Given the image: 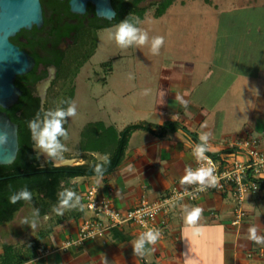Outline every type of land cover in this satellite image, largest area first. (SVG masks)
<instances>
[{"label":"crops","instance_id":"crops-1","mask_svg":"<svg viewBox=\"0 0 264 264\" xmlns=\"http://www.w3.org/2000/svg\"><path fill=\"white\" fill-rule=\"evenodd\" d=\"M242 40L243 38L238 37L234 42L237 46L230 51L233 56L236 51L232 63H228V60L226 63L222 62L225 64L223 65L211 61L195 87L183 84L190 88L189 93L172 94L173 100L168 101L164 110H156L160 114L159 119L147 120L154 124L176 120L184 127L168 130L162 136L143 130L134 131L124 159L113 171L71 179L77 183V190L81 191L80 202L76 203L74 199L73 204L83 205L82 192L91 184L97 186L99 195L111 198L115 206L123 210L138 205L144 198L153 200L164 196L174 186L191 185L181 184L180 179L186 174V169L195 171L199 168L194 149L201 143L199 137L202 134L209 137L210 133L214 137L208 138L206 142L208 151L214 155L229 147V143L237 136H253L251 133L255 131L257 136L264 139V96L263 106L257 108V104H254L251 119L232 135L223 134L219 138L217 134L222 129L218 122L220 114L216 112L215 115L212 109L207 110L206 115L196 112L199 115L196 123L188 124L186 121L196 117L189 109L191 103L196 104V100L194 102L191 99L198 98L201 103L206 96L200 85L210 80L214 83L222 72L226 73V77L231 75L234 78L243 74L242 78H248L264 88V46L254 48L251 40L249 46L242 47ZM165 69L175 70L172 67ZM170 79L166 78L165 85L174 87L175 90L179 82L175 78L174 81ZM178 95L187 102L186 105L177 100ZM203 105L200 106L202 109ZM167 109L169 113L166 112ZM128 165H132V168L129 169ZM197 206L203 209L198 221V234L184 225L183 220L186 210ZM236 206L230 189L208 190L195 200H180L168 214L160 216V220H166L163 231L155 244L145 245L144 255H137L133 251V244L143 231L129 224L110 227L103 235L81 245L62 248L61 244L66 239L78 233L82 216L87 213L83 207V215L61 222L55 221L43 239L42 250L21 264H185L186 258H189L191 264H264V243L257 244L247 238L250 226H256L257 234L264 236V186L246 193L242 201L245 214L240 223L233 224Z\"/></svg>","mask_w":264,"mask_h":264},{"label":"rangeland","instance_id":"rangeland-1","mask_svg":"<svg viewBox=\"0 0 264 264\" xmlns=\"http://www.w3.org/2000/svg\"><path fill=\"white\" fill-rule=\"evenodd\" d=\"M155 1L143 0L140 3L147 7L144 18L136 25L148 34V42L144 46L122 49L115 43L111 34L121 21L101 28L93 38V52L85 60L80 54L68 70L69 76L63 85L60 81L50 90L59 92L55 98H50L47 110L63 109L67 102L68 106L73 103L76 106V115L67 117L63 124L67 139L59 138L67 148L62 153L65 159L56 162L75 164L82 161L75 145L86 121L99 118L103 113L109 114L118 128L136 119L157 120L160 114L156 110L166 107L174 94L189 93L190 88L186 85L195 87L211 61L223 65L222 62L228 60V63L233 62L236 51L234 56L230 51L237 46L234 42L238 37L243 38L242 47L249 46L251 40L254 48L264 46V0H187L184 5L176 0L161 15L155 13ZM154 36L164 37L159 55L150 51ZM90 45H85L82 53H89ZM169 67L175 70L166 71L165 68ZM225 74L222 72L214 83L210 80L200 85L202 92H206L204 101L200 99L202 102L199 103L198 98H192L196 104L191 103L189 109L196 117L186 119L188 124H193L199 119L196 112L206 115L207 110L212 109L215 115L219 113L218 122L222 127L218 130L219 138L241 130L242 124L249 121L254 113L253 105L257 104V108L263 106L264 96V88L242 78L243 74L235 78ZM167 77L179 82L175 90L165 85ZM144 90H147L146 95ZM70 92L73 97L69 101ZM201 104H204V109ZM251 135L257 136V133L254 131ZM209 138L214 137L209 133ZM240 138L237 136L236 139ZM35 153L40 163H44L47 157L37 150ZM94 155L99 159L104 157L101 152H94ZM76 184L74 189L72 186L69 188L80 196L81 191L76 189ZM65 213L66 209L61 208L60 215ZM56 219L54 214L38 215L31 203H25L11 220L0 223V250L4 242L19 244L33 238L39 230L49 229Z\"/></svg>","mask_w":264,"mask_h":264},{"label":"trees","instance_id":"trees-1","mask_svg":"<svg viewBox=\"0 0 264 264\" xmlns=\"http://www.w3.org/2000/svg\"><path fill=\"white\" fill-rule=\"evenodd\" d=\"M139 1L133 0L131 4L125 6L119 0H113L116 16L111 23L127 19L135 26L138 25L136 19L142 20L147 11L146 6L138 4ZM175 1L156 0L154 2L156 15L163 14ZM186 1L180 0L181 5H184ZM94 39L90 45L89 53L81 54L84 60L95 48ZM72 97L73 93L70 92L69 101ZM67 107L68 102L63 104V109H67ZM178 127L184 126H181L176 120H165L161 124H154L138 119L125 124L122 128H118L109 114L103 113L99 118L86 121L80 130L75 149L83 162L64 164L53 161L48 157L44 160V163H40L38 155L32 148L26 125H20L18 129L19 150L17 157L11 164H0V223L11 220L16 211L27 202L31 203L40 216L57 215L55 209L60 208L61 194L71 191L69 187L72 186L73 189L75 187V183L71 179L78 176H91L113 171L124 159L130 136L134 131L143 130L162 136L168 130ZM232 150L233 148L227 147L222 151L229 152ZM94 152H101L104 157L99 159L94 155ZM105 157H107V161ZM97 166L101 167L100 172L95 171ZM258 181L260 186L263 187L264 178H259ZM23 190L31 193V199H20L15 203H11L10 197L19 194ZM73 201L74 197L70 204H73ZM83 213L84 209H81L80 204H77L74 207L67 208L64 215H57L56 222L77 218ZM49 231L50 227L47 230H39L33 238L19 244L4 242L0 252V264H21L35 257L42 250L43 239Z\"/></svg>","mask_w":264,"mask_h":264},{"label":"flooded vegetation","instance_id":"flooded-vegetation-1","mask_svg":"<svg viewBox=\"0 0 264 264\" xmlns=\"http://www.w3.org/2000/svg\"><path fill=\"white\" fill-rule=\"evenodd\" d=\"M13 1L20 2L0 0V10L3 4ZM119 1L125 6L133 2ZM39 3V21L32 20L19 26L7 25L0 29V39L7 45V49L2 51L3 58L7 53L9 64L14 63L16 67L24 57L28 66L25 71L13 74L11 82L16 98L6 106L0 105V111L16 122L18 129L20 125H26L34 151L28 122L36 119L40 123L43 120L44 111L40 109L47 111L48 101L59 92L50 90L60 81L63 85L69 76L68 70L74 60L83 54L85 45L92 43L97 30L113 25L111 22L115 19L98 16L95 4L90 0L85 1L80 9L73 7L71 0H39Z\"/></svg>","mask_w":264,"mask_h":264},{"label":"built area","instance_id":"built-area-1","mask_svg":"<svg viewBox=\"0 0 264 264\" xmlns=\"http://www.w3.org/2000/svg\"><path fill=\"white\" fill-rule=\"evenodd\" d=\"M263 143L264 139L259 136H243L229 143V147L233 148L232 151H222L216 156L206 151L205 156L210 159L211 166L215 168L213 174L219 178L215 187L208 184L174 186L164 196L153 200L144 198L138 205L125 210L115 206L111 198L99 195L96 185H89L82 192V204L87 213L82 216L78 233L66 239L61 247L81 245L89 239L103 235L110 227L125 224L137 226L143 232L155 229L161 233L166 220H160V216L168 214L180 200H195L208 190L230 189L232 191L237 203L232 223H240L241 217L245 214L242 201L246 193L258 190L260 187L258 179L264 177ZM196 163L198 167L209 166L206 160L197 159ZM198 188H203L204 191H197Z\"/></svg>","mask_w":264,"mask_h":264},{"label":"clouds","instance_id":"clouds-1","mask_svg":"<svg viewBox=\"0 0 264 264\" xmlns=\"http://www.w3.org/2000/svg\"><path fill=\"white\" fill-rule=\"evenodd\" d=\"M137 23H140L139 19H136ZM112 38L115 40V43L122 49L129 48L133 45L137 47H142L148 42V34L146 31L141 28L136 27L133 23L129 22V20L125 19L121 21L118 25L115 26L114 31L111 34ZM164 45V37L163 36H154L151 40L150 51L153 55H159L161 47ZM131 79V75L129 76ZM143 94H147V90L143 91ZM177 100L181 102V104L186 105V101L183 100L181 96H177ZM40 111H44V119L42 121V127L40 123L33 119L28 122V127L30 129L32 139L34 141L33 147L40 154L45 155L48 158L53 159V161H63L65 158L62 153L67 151V148L64 144L61 143L60 137L67 139L68 133L66 129L63 127L65 119L67 117H74L76 115V106L75 104H69L67 109L57 108L56 110H47L40 109ZM39 115V112L37 113ZM207 134L200 135L199 139L201 141L200 144L196 145L194 149V154L198 160H206L208 162L207 167H199L195 171L191 169H186V174L181 177V184H199L204 185L208 184L213 187L217 186L219 182V178L214 175L215 168L211 166L210 159L205 156V152L208 151ZM7 143L6 134L0 135V144ZM107 161V157H105ZM128 168L131 169L132 165H128ZM96 172L101 171V167L97 166L95 168ZM197 191H204L203 188H198ZM62 198L60 200V208L55 209L57 215L61 214V208H70L74 207V204H70V201L75 197L76 203L80 202V197L76 196V194L72 191H67L66 193H62ZM30 200L31 193L27 190L21 191L17 195H13L10 197V202L15 203L18 200ZM81 209H83V205H80ZM203 213V209L201 207H193L190 210H186V215L184 216V225L188 226L193 230L194 233L198 234L200 232V226L198 225V221L200 220ZM32 227H35L33 224ZM160 237V232L155 229H148L147 231L140 234L139 238L133 244V251L137 255H144L145 245H153L157 242ZM249 240L261 244L264 243V236H260L257 234V227L250 226L248 228V237ZM185 264H191L189 258L185 259Z\"/></svg>","mask_w":264,"mask_h":264},{"label":"water","instance_id":"water-1","mask_svg":"<svg viewBox=\"0 0 264 264\" xmlns=\"http://www.w3.org/2000/svg\"><path fill=\"white\" fill-rule=\"evenodd\" d=\"M20 2H10L2 5L0 10V29L7 25H24L30 21H39L40 3L39 0H18ZM87 0H71L74 6L79 9L83 7ZM95 4L98 16L112 19L116 15V10L111 0H90ZM7 49L5 42L0 39V105L6 106L16 98V91L12 85V77L16 72H23L28 66L24 57H21L17 66L9 64L8 55L3 58L2 51ZM6 134L7 143L0 144V164H11L17 157L19 150L18 124L12 121L4 112L0 111V135Z\"/></svg>","mask_w":264,"mask_h":264}]
</instances>
